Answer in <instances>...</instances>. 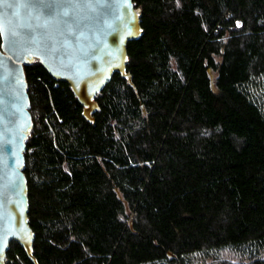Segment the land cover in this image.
Masks as SVG:
<instances>
[{"label":"trees","instance_id":"trees-1","mask_svg":"<svg viewBox=\"0 0 264 264\" xmlns=\"http://www.w3.org/2000/svg\"><path fill=\"white\" fill-rule=\"evenodd\" d=\"M127 42L90 118L24 65L31 255L5 264H264V0H132ZM1 41V40H0Z\"/></svg>","mask_w":264,"mask_h":264},{"label":"water","instance_id":"water-1","mask_svg":"<svg viewBox=\"0 0 264 264\" xmlns=\"http://www.w3.org/2000/svg\"><path fill=\"white\" fill-rule=\"evenodd\" d=\"M141 34L132 0H0V264L11 240L31 255L26 138L32 128L24 65L38 60L69 84L90 118L93 97L124 72L127 42Z\"/></svg>","mask_w":264,"mask_h":264},{"label":"rangeland","instance_id":"rangeland-1","mask_svg":"<svg viewBox=\"0 0 264 264\" xmlns=\"http://www.w3.org/2000/svg\"><path fill=\"white\" fill-rule=\"evenodd\" d=\"M240 88L255 101L262 113L264 114V76L253 78L251 81L244 83Z\"/></svg>","mask_w":264,"mask_h":264}]
</instances>
